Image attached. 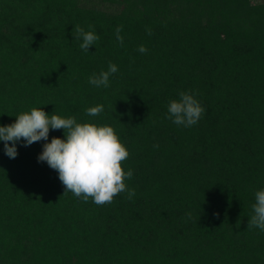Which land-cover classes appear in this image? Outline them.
<instances>
[{
  "label": "trees",
  "instance_id": "1",
  "mask_svg": "<svg viewBox=\"0 0 264 264\" xmlns=\"http://www.w3.org/2000/svg\"><path fill=\"white\" fill-rule=\"evenodd\" d=\"M77 24L100 37L89 52ZM109 61L110 86L90 85ZM180 91L205 109L191 127L166 118ZM31 107L112 126L135 196L64 194L38 160L63 129L21 138L15 158L0 140V264H264V231L247 229L264 188V0H0V126Z\"/></svg>",
  "mask_w": 264,
  "mask_h": 264
},
{
  "label": "clouds",
  "instance_id": "2",
  "mask_svg": "<svg viewBox=\"0 0 264 264\" xmlns=\"http://www.w3.org/2000/svg\"><path fill=\"white\" fill-rule=\"evenodd\" d=\"M88 29L86 31L79 24L72 29L74 40L82 41L79 46L84 52H89L90 46L100 39L93 25H88ZM121 31L122 26H118L115 36L123 46ZM146 32L152 34L150 28H146ZM137 50L141 54L147 52L143 45ZM117 71V65L109 61L107 70L94 72L88 78V83L97 88H107L110 86V76ZM103 109V105L89 107L86 115L98 116ZM204 111L192 91H180L178 98L168 101L166 118L177 126L191 127L197 124ZM15 117L14 123L0 126V140L5 142V154L9 158L17 156L16 142L21 138L25 146H29L42 139L47 141L50 129H63L65 139L53 137L45 143L38 160L46 161L58 171L59 179L65 186L64 194L71 192L84 202L91 198L96 205L111 203L116 195L125 191L128 199L135 196V189H128L125 184V179L133 176V171L129 169L125 172L122 168V162L128 158L129 152L112 126L77 122L74 116L64 117L55 111L49 115L42 107H31L29 111H23ZM254 196L255 203L251 206L252 215L248 219L247 229L264 231V188L255 191Z\"/></svg>",
  "mask_w": 264,
  "mask_h": 264
}]
</instances>
